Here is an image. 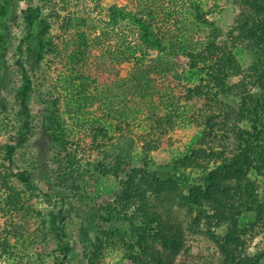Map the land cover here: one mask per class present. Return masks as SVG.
<instances>
[{
    "label": "rangeland",
    "instance_id": "obj_1",
    "mask_svg": "<svg viewBox=\"0 0 264 264\" xmlns=\"http://www.w3.org/2000/svg\"><path fill=\"white\" fill-rule=\"evenodd\" d=\"M11 1L14 11L6 20L5 56L0 66V207L8 210L11 206L8 195L14 190L18 191V206H21L19 215H15V221L20 225L19 235L9 237L10 251L23 252L26 257L20 260L25 264H53L55 255L59 253L55 252V229L49 221L53 219V213L59 210L64 217L59 224L63 225L65 239L71 247L65 264H134L127 258L130 253L141 256V264H157L154 257L150 256L152 246L161 251L169 250L161 249L159 241H154L150 248L146 244L138 246L136 240L139 236L136 233L144 230L141 229L143 223L131 219L141 198L153 195L160 196L159 199L168 205L169 209L163 215L169 212V217L182 226V245L178 251L170 253L165 264H224L220 249L207 229L215 236H223L228 229L227 223L217 225L215 220L206 221L198 215L200 211L188 212L180 205L177 194L188 190L181 187L175 168L185 171L189 169L183 168L184 156L188 153V146H193L200 137L194 116L201 103L186 102L181 94L183 88L177 85L178 82L175 85L164 74L147 70L145 64L149 58L143 57L136 49V38L126 22L117 26L107 24L110 4L126 3L136 8L139 2L153 4L157 0H56L53 11L59 13V17L75 13L78 20L79 15L87 16V25L94 41L85 58L69 53L64 56L63 68L52 71L47 67L37 68L32 60L29 65L26 44L19 47L25 32L22 10L29 2ZM176 1L185 4L183 10L186 6L193 8L190 5L193 2L200 3L201 10H206L209 3V0ZM188 1L189 4H186ZM166 2L163 0V3ZM30 3L35 4L37 0H31ZM219 3L221 11L211 15L210 20L214 21L219 30L218 41L231 44L232 36L228 32L235 33L233 23L241 6L228 0H220ZM49 10L52 11V8ZM171 22L168 24L173 27ZM190 25L194 28L197 26ZM183 31L179 37L186 34V29ZM207 33L208 29L204 34ZM234 52L242 67L250 64L251 56L243 46H235ZM19 61L29 70L34 80L30 103L33 128L28 139L12 155L10 163L4 159V155L5 145L12 143V137L18 129L19 106L15 94L21 84L22 67ZM194 73L187 71L184 84L191 87L198 80ZM236 80L232 78V81ZM230 103L234 106L237 100L235 103L231 100ZM200 109L211 111L208 108ZM214 110L217 112L218 108ZM149 115L163 118L165 125L170 128L157 147L143 154L139 137L147 130ZM53 116L64 123L62 134L68 141L67 151H70L71 158L66 157L60 143L58 146L50 140L47 129L53 123ZM123 116L127 117L125 120L129 123V129L119 131L115 139L119 147L130 148L132 157L125 161L116 174H105L103 170L106 172L105 168L113 163L111 158L105 160L103 166H97L100 156L93 159L88 151L86 153L78 147L83 145L81 140L96 124L100 123L111 132V124L117 123ZM120 133L122 136H119ZM228 140L232 143L231 148L235 149L233 133ZM75 144H78L76 148ZM22 170L29 173L31 188L17 178V173ZM136 172L138 175L143 173L145 178V182L144 179H136L144 189L141 198L137 202L135 199L119 200V204L114 202L115 198L120 197L118 186L127 180L130 173L134 175ZM189 175L197 177L194 173ZM254 175L250 174L251 177ZM189 181L192 183V178ZM108 202H112L111 206L116 209L129 208L125 222L106 221L100 217L106 215L103 206ZM16 211L12 209L13 214ZM2 215L0 213L1 230L3 218H7V214ZM195 216L199 219L195 220ZM249 224L245 212H241L238 216V229L250 228ZM113 231L118 234H111ZM108 236L109 243L106 245ZM152 239L147 237L146 243ZM110 240L114 242L110 243ZM247 243V250L252 255H260L264 263V235L247 239ZM14 245L16 249H13ZM95 253H99V256ZM91 255L97 262L90 261ZM14 259V256H3L0 264H15Z\"/></svg>",
    "mask_w": 264,
    "mask_h": 264
},
{
    "label": "trees",
    "instance_id": "obj_2",
    "mask_svg": "<svg viewBox=\"0 0 264 264\" xmlns=\"http://www.w3.org/2000/svg\"><path fill=\"white\" fill-rule=\"evenodd\" d=\"M27 1L29 3L22 10L25 32L19 47L26 44L29 65L32 60L37 68L47 67L52 71L63 68L64 56L69 53L82 58L87 56L94 41L87 25V16L79 15L78 20L75 13L59 17V13L53 11L56 0H37L35 4H31V0ZM219 1L209 0L206 10H201L200 3L195 2L190 4L193 8L186 6L183 10L182 6L185 4L176 0H167L166 3L157 0L153 4L139 2L136 8L126 3H113L108 8L107 24L117 26L126 22L136 38V49L143 57L149 58V62L145 64L147 70L164 74L175 85L178 82L177 85L183 88L181 94L186 102H198L201 103L200 108L211 109L207 112L199 108L194 116L200 137L193 146H188V153L184 156L183 168L189 167V172L175 168L181 187L188 188L185 193H177L180 205L188 212L200 211L198 215L206 221L215 220L217 225L227 223L228 229L223 236H215L207 229V233L220 249L224 264H264L260 255H252L247 250V239L264 235V0H228L241 6L233 23L235 33L228 32L232 36L231 44L218 41L219 30L214 21L210 20L211 15L221 11ZM50 8L52 11H48ZM193 9L196 10L192 11ZM13 11L11 0H0V66L5 56L6 20ZM56 21L58 23L55 24ZM169 21H172L173 27L168 24ZM190 24L197 26L194 28ZM84 26L87 27L83 28ZM183 29H186V34L179 37L180 33H184ZM207 29L208 33L205 35ZM237 45L243 46L251 56V62L245 68L241 66L234 52ZM18 64L22 67L21 84L15 94L19 106L18 129L12 137V143L5 145L4 155V159L10 163L13 160L12 155L28 139L33 128L30 103L34 80L22 62L19 61ZM187 71L195 72L198 78L191 87L183 82L187 79ZM232 78L237 80L232 81ZM231 100L234 103L237 100V103L232 106ZM214 108H218V111ZM126 118L123 116L117 123L111 124V132L100 123L95 127L91 125L92 128L81 140L83 145L78 147L86 153L88 151L93 159L100 156L97 166H103L105 160L111 158L113 163L105 168L106 172L103 170L105 174H116L125 161L131 160L130 148L119 147L115 139L119 131L129 129ZM51 120L53 123L47 129L50 140L58 146L60 143L66 157L71 158L70 151H67L68 141L62 134L64 123L56 116L51 117ZM123 121L126 123L122 124ZM147 121V130L139 137L143 154L157 147L170 128L165 125L163 118L156 115L147 116ZM232 133L235 149L231 148L232 143L228 140ZM77 145L75 144V148ZM138 154L140 156L139 152ZM192 173L197 177H191L189 174ZM251 173L255 174L254 177L250 176ZM17 178L28 188L32 187L26 170L19 171ZM137 178L144 179L145 182L143 173H130L127 180L118 186L121 193L114 202L119 204V200L134 199L137 202L141 198L144 189ZM190 178L192 183H189ZM17 192L14 190L8 195L11 200L8 210L0 207L2 216L7 214V218H3V230L0 226V258L14 256L15 264H25L20 260L26 257L25 254L10 251L11 245L8 243L9 237L19 235L20 225L15 221V215H19L21 205L18 206L20 197ZM147 196L149 195L141 198L131 215V219H138L143 223L141 229L144 230L136 233L139 236L136 244L141 247L146 244L150 248L154 241H159L161 249L169 251H161L152 246L150 256L154 257L157 264H165L170 253L178 251L182 245V226L169 217V212L163 215L169 207L159 199L160 196ZM111 204L113 203L108 202L103 206L106 215L100 217L106 221L125 222L129 208L116 209ZM12 209H17L15 214ZM241 212H245L248 217L250 228L238 229V216ZM63 219L61 211L58 210L49 221L55 229V252L59 253L55 255L53 264H65L71 250L65 239L63 225L59 224ZM194 219L198 220L199 217L195 216ZM5 228H8L7 231H4ZM114 233L117 232H111ZM109 236L105 241L106 245L109 243ZM147 237L153 238L150 243H146ZM114 240H110V243ZM16 247L14 245L13 249ZM95 254L99 256V253ZM127 258L134 264L142 263L138 254H127ZM92 260L97 262L93 255L90 256V261Z\"/></svg>",
    "mask_w": 264,
    "mask_h": 264
}]
</instances>
